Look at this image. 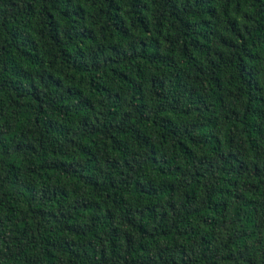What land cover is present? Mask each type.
Instances as JSON below:
<instances>
[{"label":"trees","instance_id":"1","mask_svg":"<svg viewBox=\"0 0 264 264\" xmlns=\"http://www.w3.org/2000/svg\"><path fill=\"white\" fill-rule=\"evenodd\" d=\"M0 264H264V0H0Z\"/></svg>","mask_w":264,"mask_h":264}]
</instances>
